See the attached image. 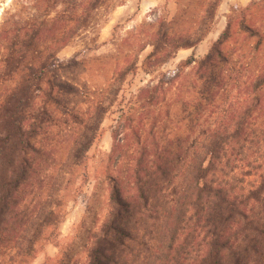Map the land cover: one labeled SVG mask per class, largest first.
<instances>
[{
	"label": "rangeland",
	"instance_id": "1",
	"mask_svg": "<svg viewBox=\"0 0 264 264\" xmlns=\"http://www.w3.org/2000/svg\"><path fill=\"white\" fill-rule=\"evenodd\" d=\"M209 1L0 0V58L12 56L32 23H42L47 37L24 62L55 64L32 102L33 142L42 151L11 202L19 203L5 213L17 218L1 226L0 264H91L95 248H108L102 237L113 185L125 197L136 194V161L150 166L168 143L185 146L180 153L194 165L199 129L209 126L233 135L216 175L243 202L230 224L232 242L243 264H264V0H221L213 30L195 48H181L164 63L166 52L148 59L156 30L200 36L205 12L215 9ZM193 52L196 61L181 66ZM5 91L0 85V103ZM8 179L0 150V197ZM164 209L162 200L158 208L150 203L145 222L128 214L118 220L136 236L134 246L151 248L121 264H151L153 255L166 264L171 243L184 252L183 263L205 252L192 213L182 222L178 209L169 225Z\"/></svg>",
	"mask_w": 264,
	"mask_h": 264
},
{
	"label": "trees",
	"instance_id": "2",
	"mask_svg": "<svg viewBox=\"0 0 264 264\" xmlns=\"http://www.w3.org/2000/svg\"><path fill=\"white\" fill-rule=\"evenodd\" d=\"M209 2V4L214 5L215 9L212 13L205 12L198 28L200 31L204 30L200 36L192 37V39L182 33L176 34L175 31H172L173 36H165L160 29L156 30L152 33L153 51L148 59L162 56L160 54L166 52L163 54V61L160 62L164 63L174 57V53L181 48H195L215 26V10L221 0H210ZM210 14H212L211 17ZM174 21L176 23V17H174ZM206 23H210V25L207 26ZM30 28L31 31L27 28L28 32L25 33L23 39L14 45V49L10 52L12 56L0 58V85L6 87L0 103V124L2 126H0V133L2 134L0 136V150L9 172V179L3 183L6 195L0 197V206L6 208L3 212L2 208L0 211V230L4 225H8L10 220L17 218L15 213L10 217H6L5 213H7L8 208H14L19 203L17 200L11 204L13 200H16L23 181L34 172L37 163L36 157L42 151L33 142L36 129H34L35 124L32 121V102L35 98V92L42 89L41 82L44 80V76L50 72L53 66L55 67V64H51L49 61L41 62L39 65L27 66L25 64V58L37 51L34 49L37 43L47 37L44 24L32 23ZM20 32L21 30L18 32L19 36ZM5 33L6 29L2 30L0 37L4 36ZM206 58L211 59L210 56ZM195 61V53L193 52L181 66L191 65ZM20 72H27V74L21 76ZM30 119L32 123L29 126L31 128L27 129L25 123ZM199 130L200 135H203V140L200 144L201 154L197 155L194 165L191 166V160L180 153L185 146L179 147L168 143L164 154H154L150 166H144L139 159L136 161L132 173L135 179L136 194L125 197L122 187L118 184L113 185L111 220L107 222L105 234H103V239L101 238L103 241L108 239L110 241L108 240V248L105 244L103 247L102 243L101 249L95 248L90 255L91 264H109L112 260L115 264H121L123 263L121 261L128 257H132L134 260L140 255L141 250L148 252L151 249L149 246L144 244L133 245L136 236L131 233L129 227L121 225L123 224L122 220L125 214H128L133 215L138 223L145 222L146 215L144 212L148 207L150 208V203L151 207L158 208L162 205V200L166 205L162 214L169 225L176 223L175 212L178 209L184 216L182 222L186 221L185 217L190 213L192 214L189 215V218L187 217L189 220L195 217V231L201 240L200 246L205 248V252H202L190 264H243L230 235V224L232 225L235 221L236 215L241 214L240 206L243 202L238 201L232 190L216 179L218 167L223 162V151L229 146L230 138L233 135L229 132L228 127L223 126L201 127ZM191 146L192 144L184 148V152H188ZM155 150L158 151V147H155ZM182 180L189 182L185 188ZM178 181L181 182L178 183ZM171 185L173 188L167 192L169 196H162L163 189H170ZM180 186L183 189L178 195ZM118 220L121 224L118 223ZM123 237H128L129 242L125 243ZM2 240L5 239L0 235V241ZM5 242H10V239ZM169 245L174 248V243ZM118 246L123 249H120L121 254L114 257L115 248L118 249ZM139 246L142 247L138 251ZM171 248L167 252L170 256V262L167 261L166 264H187L181 262L184 252L179 253ZM153 256L154 260L151 264H156V262L162 264L163 258L158 259L157 257L155 259V255ZM149 258L150 255L147 259Z\"/></svg>",
	"mask_w": 264,
	"mask_h": 264
}]
</instances>
